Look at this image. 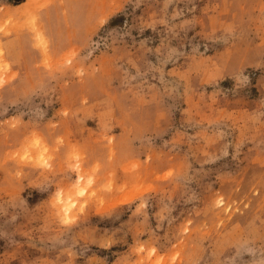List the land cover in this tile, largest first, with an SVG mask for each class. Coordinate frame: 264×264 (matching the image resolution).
Segmentation results:
<instances>
[{
  "label": "rangeland",
  "instance_id": "obj_1",
  "mask_svg": "<svg viewBox=\"0 0 264 264\" xmlns=\"http://www.w3.org/2000/svg\"><path fill=\"white\" fill-rule=\"evenodd\" d=\"M0 264H264V0H0Z\"/></svg>",
  "mask_w": 264,
  "mask_h": 264
}]
</instances>
